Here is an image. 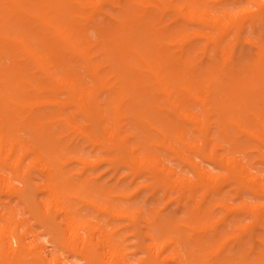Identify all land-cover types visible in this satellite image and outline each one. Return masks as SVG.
Here are the masks:
<instances>
[{"label":"bare ground","instance_id":"1","mask_svg":"<svg viewBox=\"0 0 264 264\" xmlns=\"http://www.w3.org/2000/svg\"><path fill=\"white\" fill-rule=\"evenodd\" d=\"M232 23L227 9L207 7V0H0V197L23 203L53 248L2 202L0 264H74L68 253L82 264H264V177L237 156L243 147L228 125L264 145V99L255 107L234 104L264 90V47L257 69L230 61ZM79 142L99 155L81 154ZM155 146L182 159L183 151H196L226 175L191 162L190 178L163 166ZM89 159H105L116 177L123 165L134 179L145 173L138 191L175 195L168 202L184 218L131 206L125 200L132 194L117 184L73 180L67 164L93 166ZM220 177L232 189L217 186ZM235 199L243 200L231 220L222 229L211 225L217 208L230 211ZM83 207L96 216L83 215ZM100 213L107 220L100 222ZM227 227L240 231L239 250L232 247L229 257L217 252ZM125 228L138 239L139 260L128 251Z\"/></svg>","mask_w":264,"mask_h":264},{"label":"rangeland","instance_id":"2","mask_svg":"<svg viewBox=\"0 0 264 264\" xmlns=\"http://www.w3.org/2000/svg\"><path fill=\"white\" fill-rule=\"evenodd\" d=\"M212 5H216L219 9H227L232 16L233 23L231 24L230 34L226 37L225 41L231 42V47L229 50V59L234 63L243 64L245 70L252 71L256 68V64L260 63L261 60L258 58V46L264 47V0H207V7ZM171 14H165L164 21H168L170 19ZM226 23H229L227 17H223ZM182 23L183 21L180 20ZM175 23H172L170 26H174ZM192 29L195 30L196 27L192 26ZM240 32L239 38H235V34ZM212 59L215 61L214 55L212 54ZM199 54H195L194 58H199ZM209 59L204 58L203 63H207ZM264 99V90L258 92H247L244 96H238L234 99L235 106L241 105L242 102H245V105L249 107H255L257 104V100ZM198 110V108H196ZM251 123H256V120L253 117H250ZM229 129L235 140L242 145L243 149L241 152L237 154L242 163H247L251 168L249 171L253 173L257 170L262 177H264V145L260 146L258 143L251 139L249 135L239 129L234 123L228 124ZM187 132L190 133L194 139H196L199 135L197 131H191L192 124L188 123ZM151 135L155 137L154 139H159L160 134L156 131H152ZM171 141H168L170 144ZM259 146L257 149L253 148L254 146ZM77 148L81 152V154L87 155L89 157L98 156V150L92 151V148L83 143L79 142L77 144ZM179 148L184 150L180 145ZM154 150L157 153H163L165 155V159H160V163L163 166H169L171 168H176V170H181V172L188 174L190 178L193 175L190 172L191 162L200 163L203 168L207 171L214 174H223L226 175L224 169L215 164L213 159H200L199 154L196 151H183L184 157L188 159H182L174 154L172 151L163 149L160 146H155ZM217 154L227 155L229 154V150L223 151L220 147L215 149ZM29 159L25 160L27 163ZM93 162V166H85L83 163L79 161H73L70 164H67V170H73L75 173L72 177L73 180L77 181L80 178L88 177L90 179L91 184L105 185V186H114L117 184L119 190L125 191L126 194H132L130 199H126V203L131 204V206L142 207L146 212L152 209H156L160 211L159 216L162 217H175L184 218V214L182 212V208L178 207L177 204L172 201L168 202V200L175 195L163 196L161 192H158L156 197L151 195V192L148 189H141L138 191V185L144 182L143 176H146L145 173L142 174V177H136L134 179V175L132 174V170L123 165L120 169V175L115 176L114 171L111 168V165L105 159H89ZM142 160L140 164H144L147 159H139ZM136 168H139V164L135 163ZM142 172V171H141ZM81 173L83 175L81 176ZM34 179L33 182H37L39 179H42L40 174L37 171L33 172ZM13 183L19 184L16 180H12ZM149 182V181H148ZM217 186H223L224 190H230L234 186L231 185L229 181L225 177H220L217 180ZM137 192V194H134ZM203 192V191H202ZM201 192V193H202ZM96 196L99 195L98 192L95 193ZM38 199H42L43 195H37ZM244 198L252 199L250 194H246ZM243 199H235L232 204V208L229 211L225 207H218L213 216V221L211 225H217L219 229L223 228V221L229 222L231 220V216L234 214L233 208H236L241 204ZM2 202L5 203L8 207H15L17 212V218L24 217L27 219V227L31 228L33 232L39 236V239L43 241L47 245V249L49 252L53 251V248L50 243H47L48 235L43 233L44 229L40 224L35 223V220L30 216V213L27 211L25 205L23 203H19L18 200L14 197H0V208L3 206ZM74 204L77 206H82L77 200H73ZM192 204V203H191ZM82 214L85 215L87 213H91L93 216H96L97 213L93 212L87 207L82 208ZM108 216L106 213H100L98 216V220L103 222L107 220ZM95 221L94 219H92ZM246 222H249V218H245ZM140 225L143 226L144 223L141 221ZM259 232V229H256ZM181 232H186L182 230ZM125 237V244L128 246V251L133 253L132 257L136 260H139L142 257L141 251L138 250L136 244L138 242L137 237H134L130 234L128 229H123L121 232ZM240 235V231H232L229 227H227L226 233V244L220 246L219 253L220 256H231L233 252H231V248L235 247L236 251L239 250L238 236ZM236 238V239H234ZM246 237H244L245 239ZM30 239V237H28ZM223 248V249H222ZM56 251L59 254H62L61 248H56ZM235 251V252H236ZM68 260L74 264H82L83 261L78 259L73 254H67Z\"/></svg>","mask_w":264,"mask_h":264}]
</instances>
